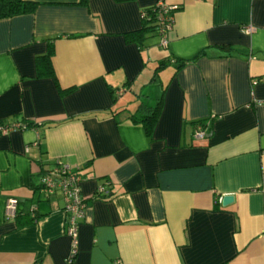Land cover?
Instances as JSON below:
<instances>
[{
    "label": "crops",
    "instance_id": "obj_1",
    "mask_svg": "<svg viewBox=\"0 0 264 264\" xmlns=\"http://www.w3.org/2000/svg\"><path fill=\"white\" fill-rule=\"evenodd\" d=\"M34 1L0 18V120L51 123L0 132V264H64L62 196L39 183L54 162L77 169L86 202L71 264H264V0H162L166 42L141 48L123 33L158 0ZM47 38L62 94L35 74ZM168 53L199 54L153 82ZM163 85L148 137L127 114ZM7 196L35 220L4 217Z\"/></svg>",
    "mask_w": 264,
    "mask_h": 264
},
{
    "label": "trees",
    "instance_id": "obj_2",
    "mask_svg": "<svg viewBox=\"0 0 264 264\" xmlns=\"http://www.w3.org/2000/svg\"><path fill=\"white\" fill-rule=\"evenodd\" d=\"M86 1L87 0H79V3L84 5ZM114 1H125V0H114ZM36 4H37V1H34V0H0V18L9 17V16H13L16 14L24 13V12H31L35 8ZM174 7H176V5ZM174 7L169 9V13H171ZM159 12H160V8L156 4L143 7L140 11L141 16H140L139 27L131 31H125L123 33L124 40L126 42H133L137 44L139 48H141V46H143L144 44V40L148 38L149 36L158 34L160 38V32L158 31ZM45 40H46L45 50L42 53L36 54L34 57L35 74L37 77L51 78L53 82L55 83L57 91L61 94L64 92L70 91L72 87L62 88L58 84L54 66L52 63V55L54 52V46L52 43V39L47 38ZM158 44L162 45L159 43V40H158ZM219 46L226 48V49H228L229 47L228 44H220ZM199 53H196L188 58L177 57L175 55H171L170 53H168L166 56H163L161 58H157L153 65L151 77L155 78L158 71L170 63L173 64L174 66L173 68V72H174L178 68H180L185 62L194 59ZM164 87L165 85L161 87V91L157 94L152 104H149L142 98H139L136 102L135 108L132 111L128 112L127 114L128 120L132 123L140 124L145 132V135L148 137L151 135L153 126L155 124V121L157 119V116L161 108L162 92L164 90ZM112 91L113 89L110 88V94L114 98L116 97V95H113ZM15 121H21L24 124V127H29V126L35 127L40 124L49 125L51 123L48 120L35 121L32 119H27V118H21ZM0 122H10V120H0ZM54 122H57V121H54ZM193 123L197 125H202V126L204 125L203 120L201 119L194 121ZM45 168L46 167H44V169ZM42 171H43V168H41L40 174ZM75 172L79 174L77 169L75 170ZM109 193L110 191L108 188H107V192L105 193L95 190L93 197H96V196L100 197V196L108 195ZM12 218H15L18 221V224L21 225V224L29 223L35 220V214L27 212L25 213V216H22L20 211L16 209V213Z\"/></svg>",
    "mask_w": 264,
    "mask_h": 264
},
{
    "label": "built area",
    "instance_id": "obj_3",
    "mask_svg": "<svg viewBox=\"0 0 264 264\" xmlns=\"http://www.w3.org/2000/svg\"><path fill=\"white\" fill-rule=\"evenodd\" d=\"M159 8V25L160 32L159 43L164 45L166 42L165 31L171 26V15L169 9L175 5L165 4L162 0L155 3ZM247 29H249L247 27ZM24 124L21 121L0 122V132H5L12 128H23ZM205 131L201 125H197L193 131V137L201 138ZM40 187L46 192L59 190L62 196V209L65 212L66 218V234L70 237V248L64 264H71L72 258L77 250V225L78 221L83 218L85 201L80 190V175L71 169L66 163L55 162L45 169L40 174ZM97 191L107 192L106 183L101 184ZM17 209V199L14 196H7L4 200L3 215L6 218H12ZM115 264H121L119 262Z\"/></svg>",
    "mask_w": 264,
    "mask_h": 264
},
{
    "label": "water",
    "instance_id": "obj_4",
    "mask_svg": "<svg viewBox=\"0 0 264 264\" xmlns=\"http://www.w3.org/2000/svg\"><path fill=\"white\" fill-rule=\"evenodd\" d=\"M232 196L230 194H224L221 196L220 202L221 204H226L227 202L231 201Z\"/></svg>",
    "mask_w": 264,
    "mask_h": 264
},
{
    "label": "rangeland",
    "instance_id": "obj_5",
    "mask_svg": "<svg viewBox=\"0 0 264 264\" xmlns=\"http://www.w3.org/2000/svg\"><path fill=\"white\" fill-rule=\"evenodd\" d=\"M149 37H152V38H157V36L154 34V35H151V36H149ZM148 37V38H149ZM158 79H159V77L158 76H156L154 79H153V82L155 81V82H158Z\"/></svg>",
    "mask_w": 264,
    "mask_h": 264
}]
</instances>
